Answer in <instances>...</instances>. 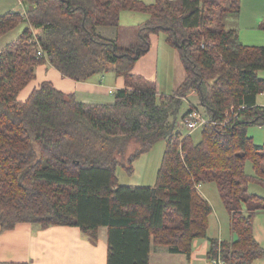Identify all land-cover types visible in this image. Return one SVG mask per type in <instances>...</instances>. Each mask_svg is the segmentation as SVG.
<instances>
[{
  "label": "trees",
  "instance_id": "16d2710c",
  "mask_svg": "<svg viewBox=\"0 0 264 264\" xmlns=\"http://www.w3.org/2000/svg\"><path fill=\"white\" fill-rule=\"evenodd\" d=\"M26 1L25 16L0 17V38L27 26L0 53L1 231L19 223L42 230L77 227L95 244L105 227L107 264H149L155 244L189 256L192 241L207 237L212 213L196 186L214 184L237 240H210L209 259L219 247L226 264L263 259L253 224L264 198L249 193L248 184L264 186V146L254 144L247 130L264 126V106L257 105L264 94V79L257 75L264 70V46L243 44L224 21L239 17L242 0ZM123 11L149 18L139 29V43L127 48L97 33L117 29ZM159 32L177 50L186 72L168 97L132 74L149 50V35ZM44 63L78 82L113 71L126 88L115 92L111 104L91 105L45 81L18 101ZM191 92L209 119H230L226 129L205 124L198 143L175 133L170 122ZM160 140L166 146L154 186L119 185L117 166L132 175L133 163ZM130 141L137 147L121 164L118 158H125ZM246 161L253 175L245 173Z\"/></svg>",
  "mask_w": 264,
  "mask_h": 264
},
{
  "label": "crops",
  "instance_id": "0c3cea01",
  "mask_svg": "<svg viewBox=\"0 0 264 264\" xmlns=\"http://www.w3.org/2000/svg\"><path fill=\"white\" fill-rule=\"evenodd\" d=\"M140 1L145 4L155 2V0ZM241 4L239 17H234V24L226 22L225 26L228 29L237 30L240 41L248 45L252 38L258 39L256 32L262 31L264 0H242ZM127 12L129 11L121 13L120 21L123 18L136 20V26H133V29L125 33L121 30V27L117 29L98 28L97 33L105 39H116L117 44L123 48L137 45L140 41L139 29L147 23L149 18L136 19V17L126 15ZM8 13L11 12H7L0 17ZM230 18V16L227 17V21L231 20ZM20 36L21 34L17 36L16 40ZM149 41V50L135 63L132 74L154 83L159 96H171L186 78V72L179 53L167 44L161 32L150 34ZM262 43L263 40L259 38V45ZM45 81L50 82L58 91L72 95L77 102L91 105L111 104L113 102H107V100L114 97L117 90L126 88L125 79L117 76L113 71L95 74L86 81L78 82L61 76L49 63H44L36 67L34 79L19 92L18 101H26L31 92ZM163 85L167 86V91L164 90ZM139 158L132 165L135 167L134 172H137ZM128 186L143 187L140 179L136 178L134 181V176ZM198 193L209 201L206 193L200 191ZM260 193L264 192L257 191L251 194L263 195ZM212 209L218 223L217 232L209 224L207 237L192 241L189 256L184 253H171L167 247V250L163 253L161 251L153 252L152 246L149 264H210L208 257L210 240L215 239L228 243L237 240L236 235L231 230L229 233L223 231L219 211L215 207ZM227 215L228 213H224L223 216L228 218L229 221V215ZM253 234L257 243L264 249L263 238L260 236L259 239L254 227ZM107 254V228L105 227L99 228L98 239L95 244L91 243L77 227L52 226L42 230L38 226L29 223H19L11 230L1 231L0 229V264H107ZM253 264H264V258L256 260Z\"/></svg>",
  "mask_w": 264,
  "mask_h": 264
},
{
  "label": "rangeland",
  "instance_id": "374dc122",
  "mask_svg": "<svg viewBox=\"0 0 264 264\" xmlns=\"http://www.w3.org/2000/svg\"><path fill=\"white\" fill-rule=\"evenodd\" d=\"M28 7H29V4L26 0H0V16L7 12H15V13L24 14L23 12L26 11ZM126 15L136 17V19L148 17L145 14H141V13L133 14L130 12H127ZM230 17H231L230 18L231 20L227 21V19H224V21H226L227 23L231 22L232 24H234L235 22L234 16H230ZM135 21L136 20H132V18H128V19L123 18L120 21L119 27H121L122 31H125V33H127L129 30L133 29V26H136ZM25 28H26V24H22L17 29L8 33L4 37H1L0 38V51L3 50L8 44L16 41L17 36H19V34H22ZM163 35L166 40V35L165 34ZM256 35L258 36V39H254L255 38L254 37L251 39V41L248 40L250 42L248 45L264 46V31L263 30L258 31L256 32ZM259 38L260 40H263V43L261 45H259ZM242 41H247V40H242ZM257 75L258 77L264 79V70L258 71ZM163 88L164 90L167 91V86L163 85ZM187 96L188 97L182 101L178 112L174 116L170 117L171 118L170 122L171 124L174 125L175 133H179L181 137L190 135L193 142L198 143L201 139V134H202L201 129H196L193 132H189L186 125L184 124L183 116L190 109V107L193 106L195 107V109H197V112L202 117H204V119H208L209 117L207 116L205 109L202 106H200L199 97L195 92H191ZM113 101H114V97H110V99L107 100V102H113ZM257 105L259 106L264 105V94L259 95L257 97ZM247 134L248 136L252 137L254 144L258 146H264V126L260 127L258 125H250L248 127ZM165 146L166 144L164 140L158 141L147 153L143 154L142 157L139 158L140 160H138L137 162V172H134L135 167L133 166V174L130 176L126 173L122 165H118L115 172H116L119 185L128 186L131 182V179L134 176V181L136 178L140 179L141 185L143 187H153L156 181L157 171L161 164L163 152L165 151ZM128 147L129 148H128L127 154H124L125 158L123 159H121L122 157L118 158L121 162L125 161L126 158H128V155H130L132 151L136 149L137 145L135 142L130 141ZM125 163L126 162H123L121 164H125ZM244 171L248 175L254 174L251 162L246 161L245 166H244ZM199 191L207 194L209 198L208 202L211 208L215 207L219 211V217L221 218V221L223 224L222 225L223 231L224 232L227 231L229 233L230 227H229L228 218L223 216L224 213L227 214V212L220 200V197L216 190L215 185L214 184L202 185ZM257 191L264 192V186L258 182H251L248 184L249 193H255ZM260 194H263L260 196L264 197V193H260ZM263 213H264V210L256 212L255 214L256 217L254 219L253 227L254 229H256V233L259 239L262 237L264 241V214ZM215 218H216V215L213 213V209H212V213L209 216L208 223L210 224V227H212V229L217 232L218 223H217V219L215 220ZM167 249L169 248L167 247ZM167 249H166V246H156V244L155 246L152 247L153 252L161 251L163 253V251L165 252Z\"/></svg>",
  "mask_w": 264,
  "mask_h": 264
},
{
  "label": "built area",
  "instance_id": "2783aa9c",
  "mask_svg": "<svg viewBox=\"0 0 264 264\" xmlns=\"http://www.w3.org/2000/svg\"><path fill=\"white\" fill-rule=\"evenodd\" d=\"M25 16V13L23 14ZM23 16V17H24ZM37 55H39V52H37ZM264 106V105H263ZM233 112V110H232ZM204 117H202L198 112L197 109H193L184 119V124L186 125L187 129L189 131H194L198 128H202L205 124H208L210 122H208L207 120L203 119ZM210 124L213 125H217L220 129H226V127L230 124V119L225 120L224 122H211ZM210 264H226V262L223 260V254L222 251L219 247L216 256H214L213 258H211L210 260Z\"/></svg>",
  "mask_w": 264,
  "mask_h": 264
},
{
  "label": "bare ground",
  "instance_id": "6f19581e",
  "mask_svg": "<svg viewBox=\"0 0 264 264\" xmlns=\"http://www.w3.org/2000/svg\"><path fill=\"white\" fill-rule=\"evenodd\" d=\"M27 6H28V5H27ZM37 52H39V55H40V56H38L37 53H36L37 57H42V56H43V53L41 52V50H38ZM235 116H236V115H234V117H235ZM203 119H204V118H203ZM204 120H207V121L210 122V123L213 122V121H211V119H209V118H208V119H204ZM216 126H217V125H216ZM217 127H218V126H217ZM198 129H201V128H198ZM194 131H195V130H194ZM189 132H193V131H189ZM200 187H201V184H200V185L198 184V185L196 186L197 191H199ZM209 260H210V259H209ZM209 263H210V261H209Z\"/></svg>",
  "mask_w": 264,
  "mask_h": 264
}]
</instances>
